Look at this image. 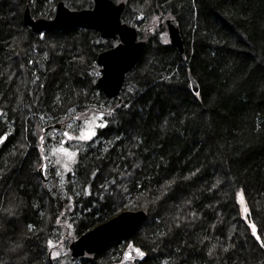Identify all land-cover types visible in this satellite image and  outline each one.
Returning <instances> with one entry per match:
<instances>
[{"label":"trees","instance_id":"obj_1","mask_svg":"<svg viewBox=\"0 0 264 264\" xmlns=\"http://www.w3.org/2000/svg\"><path fill=\"white\" fill-rule=\"evenodd\" d=\"M112 1L147 45L108 99L97 57L116 41L80 28L35 34L23 22L28 6L50 19L59 2L82 10L93 0H0V264H124L127 244L145 255L126 264H264L249 228L264 232V0ZM166 19L185 57L163 40ZM91 112L107 127L61 174L40 137ZM125 211L148 215L133 238L70 255Z\"/></svg>","mask_w":264,"mask_h":264},{"label":"water","instance_id":"obj_2","mask_svg":"<svg viewBox=\"0 0 264 264\" xmlns=\"http://www.w3.org/2000/svg\"><path fill=\"white\" fill-rule=\"evenodd\" d=\"M92 9L71 10L64 2L57 4L55 16L51 19L34 18L28 6L23 15V22L35 34L47 32H67L76 28L94 30L107 40L119 39L120 43L109 50L100 53L97 65L100 76L96 87L108 98H118L124 86L126 76L141 61L147 43L139 40L136 28L122 21L125 3L115 4L112 0H93ZM168 31L170 44L178 49L182 57L186 50L180 27L174 19L164 22ZM193 90L198 93V85L191 78ZM49 134L68 132L60 124H53L45 128ZM148 215L145 211H125L113 219L99 225L75 240L69 247L70 255L82 258L85 255H94L114 242L123 243L133 238L146 223ZM130 258L132 257V253ZM129 259V258H128Z\"/></svg>","mask_w":264,"mask_h":264},{"label":"rangeland","instance_id":"obj_3","mask_svg":"<svg viewBox=\"0 0 264 264\" xmlns=\"http://www.w3.org/2000/svg\"><path fill=\"white\" fill-rule=\"evenodd\" d=\"M158 20L159 19H156L154 22H152L147 27V30L152 31L153 28L155 27V25L157 24ZM163 40L170 43V39L168 36L167 29H165V32L163 33ZM97 117H98V115H96V113H94V112L86 113L84 115H79L77 118H75L74 122L71 124V128H69L68 123H62L61 126L63 128H67L68 131L70 133H72V135L77 136V135H79V133L82 129L86 130L87 128L92 127L94 124L98 123V120L96 119ZM97 131H98V128H96V133H97ZM43 137L45 138L43 144L49 150V154H46V151H45L46 159L50 160V163L52 162L51 159H53L54 165L57 166V169L60 171L61 174H65L66 172L71 171L73 165L77 161V157H78L77 147L79 145L83 144L85 141L65 140V138L62 135L58 136V135H54V134H48L47 136L44 134ZM53 137H54V139H53ZM61 140H65L64 147H66L68 151L77 154L74 158L67 157V156L63 155L62 153H57L56 155L52 154V150L54 148L59 147V142ZM47 153H48V151H47ZM44 165H47V167H48V163H45ZM45 173L46 172L44 171L43 176H45ZM129 245H132V244H129ZM129 245L127 244L128 247H127L126 253L131 252L132 255H134L133 252L136 253L135 249L133 247H129ZM60 250H61V248L58 250H55L53 253H60ZM132 261H133V259H131V258L126 259L125 257H123V263L124 264L132 263Z\"/></svg>","mask_w":264,"mask_h":264},{"label":"snow or ice","instance_id":"obj_4","mask_svg":"<svg viewBox=\"0 0 264 264\" xmlns=\"http://www.w3.org/2000/svg\"><path fill=\"white\" fill-rule=\"evenodd\" d=\"M157 19H159V17ZM41 39H44L43 35H41ZM197 95H198V93H197ZM125 107H128V106L125 105ZM0 115H2V113H0ZM96 119L98 120V123L94 124L92 127L87 128L86 130L82 129L80 131L79 135L74 136L70 132H64V133H62V136L65 138V140H78V141H85V142L91 141L97 135L96 128L107 127V124L104 122L105 118H104L103 114H101ZM69 128H71V125H69ZM5 139H6V137H0V144H2ZM44 139H45L44 137H40L41 144L44 143ZM53 139H54V137H53ZM65 140H61L59 142V147L54 148L52 150V154L56 155L57 153H62L63 155H65L67 157L74 158L77 154L68 151L67 148L64 147ZM40 151L42 153V158H46V157H43V153H44L43 147L40 148ZM42 169H43V171L46 172L47 171V165H42ZM170 186H171L170 184L166 185V187H170ZM237 195L239 196V198H240L239 202L242 205L243 219H245L247 221L248 218L252 214L251 210L249 209V207L246 204V201H245L244 195H243V191H241L240 193H237ZM177 226H179V225H177ZM31 228H32V226L29 225V230H31ZM249 228L251 229L252 236L259 242L260 247L264 248V240L261 239V236L264 235V232H261L260 234H258L257 227H256L255 223L249 224ZM48 245H49V248H51L53 246L52 241H48ZM129 247H132V246L129 245ZM225 251L227 252L228 249H225ZM135 252L141 258H143L145 255V253L142 250H140L139 248H136ZM125 255H126V258H130V254L126 253ZM211 255H212V252L209 251V256H211ZM58 256H59V253H52L53 259L57 258Z\"/></svg>","mask_w":264,"mask_h":264},{"label":"flooded vegetation","instance_id":"obj_5","mask_svg":"<svg viewBox=\"0 0 264 264\" xmlns=\"http://www.w3.org/2000/svg\"><path fill=\"white\" fill-rule=\"evenodd\" d=\"M119 4V3H118ZM93 7H94V4H93ZM92 7V8H93ZM92 8H90V9H92ZM56 12V11H55ZM51 19V18H50ZM112 41H116V43H115V45L112 47V48H114V47H116L119 43H120V40L119 39H116V40H112ZM112 48H110V49H112Z\"/></svg>","mask_w":264,"mask_h":264}]
</instances>
